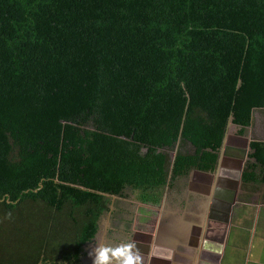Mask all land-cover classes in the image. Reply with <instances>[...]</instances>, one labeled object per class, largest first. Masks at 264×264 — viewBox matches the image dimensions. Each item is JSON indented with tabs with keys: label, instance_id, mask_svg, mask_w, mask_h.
Wrapping results in <instances>:
<instances>
[{
	"label": "trees",
	"instance_id": "16d2710c",
	"mask_svg": "<svg viewBox=\"0 0 264 264\" xmlns=\"http://www.w3.org/2000/svg\"><path fill=\"white\" fill-rule=\"evenodd\" d=\"M257 110L264 0H0V264H81L112 197L159 205Z\"/></svg>",
	"mask_w": 264,
	"mask_h": 264
},
{
	"label": "flooded vegetation",
	"instance_id": "af4514ba",
	"mask_svg": "<svg viewBox=\"0 0 264 264\" xmlns=\"http://www.w3.org/2000/svg\"><path fill=\"white\" fill-rule=\"evenodd\" d=\"M245 153L243 149L224 144L219 164L212 173L201 175L190 171L187 177L191 180L193 174V182H188L184 189L177 185L173 190H166L159 205H149L156 208L155 216L160 218L154 220L155 224L149 223L154 234L135 232L132 223L129 229L119 226L118 219L124 218V212L113 214L118 210L111 206L105 224L112 220L114 228L105 229L103 236L107 232L112 234L113 239L107 240L120 245L119 250H126L125 256L130 253L134 264H223L227 248L231 246L229 227L234 208L246 201L240 200L243 195L241 173L247 160ZM92 242L83 247L81 264L82 258L87 256L86 247ZM103 251L110 252L106 246ZM119 259L123 264V259ZM93 262L99 263L98 260ZM109 264L114 262L109 261ZM227 264L241 263L231 258Z\"/></svg>",
	"mask_w": 264,
	"mask_h": 264
},
{
	"label": "rangeland",
	"instance_id": "374dc122",
	"mask_svg": "<svg viewBox=\"0 0 264 264\" xmlns=\"http://www.w3.org/2000/svg\"><path fill=\"white\" fill-rule=\"evenodd\" d=\"M238 129L239 128L236 126H230L228 128L225 144L227 147L243 149L249 152L248 143L250 140H264V112L258 110L254 112L252 125L246 128L245 135L239 136L237 134ZM174 153L175 152H170L171 157L174 156ZM192 178L193 174H191V180L187 176L181 178L177 185L181 187V189H184L188 182H193ZM241 191H243V195L240 196V200L244 202L246 199L245 195L248 192L244 191L242 186ZM250 192L251 196L248 198V201H245V204H237L234 208V216L231 227H229V244L231 246L227 248L225 260L222 262L223 264H227L230 261V252L235 254L238 263L240 262L241 264H255L254 262L256 259L254 257H249L247 259L245 255L248 256V253L253 254L256 250L259 251V253L262 250L259 256L264 259V204L260 201L262 191L258 189L257 191L253 190ZM170 196L173 197V194ZM113 201L116 203V210H118L119 213H122L121 211L124 212V218L121 216V218L118 219L120 221V223H118L119 226H125L124 220L129 216L128 219H131L132 229H134L135 232H149L151 235L153 234V232L150 231L149 227L151 225H149V223L152 222L155 224L154 220L157 216H155L154 208L137 202L133 196L125 200L114 198ZM106 217L105 215L101 219L99 231L95 240H92L93 242L86 247L87 256L82 258V264H93V261L97 260V253L103 250L105 246L110 250V252L106 251L108 255L111 256L110 261L114 262V264H122L119 256L114 255L112 252V250L120 249L121 246L110 241L113 239L112 234H108V232L105 236L102 234L105 229L109 231L114 228L112 220L105 224L107 220Z\"/></svg>",
	"mask_w": 264,
	"mask_h": 264
},
{
	"label": "clouds",
	"instance_id": "9594fccd",
	"mask_svg": "<svg viewBox=\"0 0 264 264\" xmlns=\"http://www.w3.org/2000/svg\"><path fill=\"white\" fill-rule=\"evenodd\" d=\"M112 252L114 255H117L123 259V264H134L133 258L130 253L127 254V256H125L124 253L126 252V250L121 251L117 249V250H112ZM110 259H111V256H109L108 253L103 250L97 253V260L99 261V264H108Z\"/></svg>",
	"mask_w": 264,
	"mask_h": 264
},
{
	"label": "water",
	"instance_id": "95a60500",
	"mask_svg": "<svg viewBox=\"0 0 264 264\" xmlns=\"http://www.w3.org/2000/svg\"><path fill=\"white\" fill-rule=\"evenodd\" d=\"M230 126H233V123H232V119H231V118H230V120H229V122H228V128H229ZM228 128H227V130H228ZM226 139H227V131H226V134H225V136H224V139H223V142H222V146H221V148H220V150H219L217 164H219L220 158H221V156H222V151H223V147H224V144H225ZM249 149H250V148H249V143H248V150H249ZM247 158H248V152L246 151V153H245V159H247ZM217 164H216V166H217ZM193 172H194V173H197V174H202V175H209L210 173H212V172H201V171H196V170H194ZM114 198H115V197H112V200H113Z\"/></svg>",
	"mask_w": 264,
	"mask_h": 264
},
{
	"label": "crops",
	"instance_id": "0c3cea01",
	"mask_svg": "<svg viewBox=\"0 0 264 264\" xmlns=\"http://www.w3.org/2000/svg\"><path fill=\"white\" fill-rule=\"evenodd\" d=\"M152 208H154V207H152ZM156 209V208H155ZM155 209H154V211H155ZM159 216H157V218H156V220L157 221H159ZM153 234H154V232H153ZM184 246H187V244H185ZM263 249V248H262ZM262 251V250H261ZM261 251H260V253H261ZM264 252V251H263ZM260 253H259V251H255V252H253V254H251V253H248V256H246L245 255V258L247 257V259L249 258V257H254L256 260H255V264H264V259L262 258V257H260L259 255H260ZM256 256H257V258H256ZM230 257L231 258H235L236 259V261L238 262V260H237V258L235 257V254H233L232 252H230ZM244 264V263H243Z\"/></svg>",
	"mask_w": 264,
	"mask_h": 264
}]
</instances>
